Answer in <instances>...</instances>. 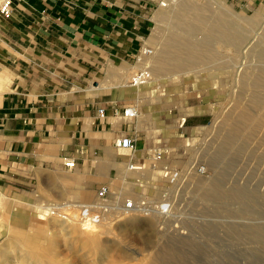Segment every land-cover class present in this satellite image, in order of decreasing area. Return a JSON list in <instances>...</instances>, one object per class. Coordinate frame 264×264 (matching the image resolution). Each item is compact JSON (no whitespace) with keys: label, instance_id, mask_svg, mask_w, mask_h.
<instances>
[{"label":"rangeland","instance_id":"rangeland-1","mask_svg":"<svg viewBox=\"0 0 264 264\" xmlns=\"http://www.w3.org/2000/svg\"><path fill=\"white\" fill-rule=\"evenodd\" d=\"M220 1L237 15L257 17L243 23L235 45L211 56V45L195 25L191 34L172 36L173 54L154 72L153 97L134 99L119 87L110 94L111 108L132 105L139 113L125 119L134 147L144 143L140 157L134 148L127 158L141 166L126 183L132 194L120 195L124 179L118 163L125 157L117 153L112 165L97 157L81 171L65 168L39 175L26 189L1 191L0 264L21 261L25 241L33 247V260L25 264H50L45 257L56 252L59 264H154L155 253L164 257L160 264H264V0ZM161 2L160 10L168 1ZM160 13L149 40L170 35L169 28H161ZM192 44L198 47L194 52L188 49ZM145 47L129 65L156 48ZM77 173L75 180L63 178ZM102 187H107L102 205L108 211L131 200L147 210L167 204L168 213L159 224L149 213L134 221L113 217L110 233L89 234L70 217L80 215V204L96 201ZM38 203H78V208L67 207L68 219L43 222L34 213ZM35 254L44 258L38 263Z\"/></svg>","mask_w":264,"mask_h":264},{"label":"crops","instance_id":"crops-1","mask_svg":"<svg viewBox=\"0 0 264 264\" xmlns=\"http://www.w3.org/2000/svg\"><path fill=\"white\" fill-rule=\"evenodd\" d=\"M161 3L22 0L9 15L0 11V192L26 189L39 175L63 171L64 158L80 171L97 157L116 163L113 140H134V133L127 120L107 113L115 105L110 94L119 87L131 96L129 63L149 45ZM143 145L137 142V157ZM129 154L118 163L122 178L120 165L127 168ZM39 197L50 199L47 193Z\"/></svg>","mask_w":264,"mask_h":264},{"label":"bare ground","instance_id":"bare-ground-1","mask_svg":"<svg viewBox=\"0 0 264 264\" xmlns=\"http://www.w3.org/2000/svg\"><path fill=\"white\" fill-rule=\"evenodd\" d=\"M166 1H168V3H164L165 8H162L160 13L161 21L164 24L161 28H163V30L169 28L171 31L170 35L168 36L167 34V36H164V34H161V40H150L149 45L156 47L155 50L144 51L143 56L139 57V62L134 66H130L127 71V89L131 93V96L134 98H139L142 95H148V97H153L152 83L153 80H155L154 72H156L159 68L161 70L163 67H166L165 65L168 62H165L166 59L169 58V55L173 54V50L171 48L174 47V43H170L172 36L175 37L177 35L184 36L187 34H191L193 33L192 27H195L196 25L200 29V32H202L203 34L202 41H207L209 42V45H211L208 53L212 56L214 55V52H218L219 50L225 51L229 49L230 45H235L240 40V38L244 34L243 23L252 20H257V17L255 16L248 17L242 14L237 15L233 13L220 0ZM168 24L171 26L168 27ZM196 48H198L197 45L192 44L188 49L189 51L194 52ZM147 52H149V55H146ZM263 52L264 50H261L260 53ZM148 60L151 62V67L147 70L144 65L145 63H148ZM177 60L180 62L188 61L186 57H179ZM141 70L143 71V73H146L145 77H142L145 79L141 82H139L137 79V83H133L132 78H136V75L139 72H142ZM261 84L262 86H264L263 81ZM126 108L130 109L132 112H135L136 116L139 115V113H137L138 111H136L137 109L135 106L129 105L126 106ZM116 151L120 154L130 153V150L128 148H118ZM120 167L124 176V182L120 186V195L125 196L126 194L131 193L126 183L135 179L136 175L140 173L139 170L141 169V166L138 164L130 163L128 164L127 168H125V165L123 163L120 165ZM166 175H168V173L164 174V176ZM22 201L23 200H21L20 198L17 199V202ZM77 204H65L67 206H62L60 204L38 203L34 205V213L37 216V220H41L43 222L47 221L48 217L53 216H63L68 219V217L66 216V214H68L66 211L67 207L74 206L76 208L81 207L82 209V206H78ZM90 204H93L91 205L92 207L89 206ZM90 204H86L88 209H93V207H95L96 209H102L103 213L102 216L99 218L98 223H93L88 219H82L81 216L77 214V212H74V214L72 215L73 217H70L73 218V220L75 221H79L84 227L85 231H87L89 234H102L107 232L110 233L109 229L111 227V220L113 219V217H120V219L129 218L131 221H134L137 219L138 215L142 213H149L155 217L157 223L159 224L163 220L164 216L168 213L167 204H161L158 206V208L147 210L145 207H142L141 204L137 203V201L133 203V207L131 208H127L123 205H115L113 209H110L108 211L104 209L105 207H103L104 205H102L104 203L102 202V199H100V196L96 199V201ZM31 205L33 207V204ZM78 209L80 211V208ZM97 226L100 227L101 230H98V228H96ZM25 243V245L22 243L25 249L22 260L15 262L14 264H25L29 259L33 260V247L30 245V243L26 241ZM8 251L10 253L14 252L12 249H8ZM58 254L59 253L56 252L51 253L49 256L46 255L47 258L45 257V260H47L50 264H59L60 259L58 257L60 254ZM34 257L38 263L44 258L42 255L36 254ZM151 258V261L154 264H160L164 261V257L160 253L153 254Z\"/></svg>","mask_w":264,"mask_h":264},{"label":"built area","instance_id":"built-area-1","mask_svg":"<svg viewBox=\"0 0 264 264\" xmlns=\"http://www.w3.org/2000/svg\"><path fill=\"white\" fill-rule=\"evenodd\" d=\"M22 0H0V11L5 14L9 15L11 12V9L14 5L15 2H20ZM146 73L139 72L135 77L132 78L133 83H137V79L139 82L143 81L145 78ZM98 113L100 117L105 116V109L103 107L98 108ZM112 115L123 118V119H133L136 117V113L132 112L128 108H119V107H114L112 110ZM115 147L117 148H128L129 150H134V141L126 136H120L114 141ZM63 164L67 168H73L75 166V161L72 158H64L63 159ZM107 193V187H102L98 193L101 199L105 197ZM82 209L79 211V214L82 219L90 220L93 223H98L99 218L102 216V209L98 208L96 209L95 207L88 209L86 204H80ZM86 206V207H85ZM91 206V205H89ZM124 206L127 208L133 207V202L131 200H128L125 202ZM92 207V206H91Z\"/></svg>","mask_w":264,"mask_h":264}]
</instances>
